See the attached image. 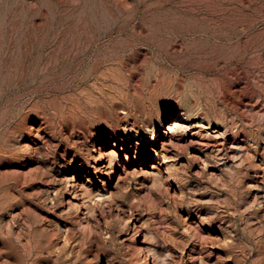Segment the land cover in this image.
Segmentation results:
<instances>
[{
    "label": "rangeland",
    "instance_id": "1",
    "mask_svg": "<svg viewBox=\"0 0 264 264\" xmlns=\"http://www.w3.org/2000/svg\"><path fill=\"white\" fill-rule=\"evenodd\" d=\"M0 264H264V0H0Z\"/></svg>",
    "mask_w": 264,
    "mask_h": 264
}]
</instances>
